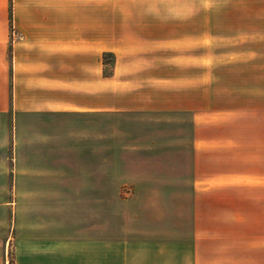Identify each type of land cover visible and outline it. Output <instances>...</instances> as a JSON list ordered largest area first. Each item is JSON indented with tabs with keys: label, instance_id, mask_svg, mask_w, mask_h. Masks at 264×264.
<instances>
[{
	"label": "crops",
	"instance_id": "0c3cea01",
	"mask_svg": "<svg viewBox=\"0 0 264 264\" xmlns=\"http://www.w3.org/2000/svg\"><path fill=\"white\" fill-rule=\"evenodd\" d=\"M75 2L0 0V264L10 252L12 264H264V189H209L229 180L195 176L182 186L191 200L177 212L146 222L138 209L126 218L114 215L112 179L91 173L90 153L75 156L79 144L50 141L49 123L106 114L125 98L98 93L96 18L75 12ZM250 31L261 41L242 46L238 60L264 70V29ZM107 56L114 59L104 51L101 64ZM249 94L264 98V83ZM257 102L247 109L264 112ZM37 128L45 141L17 140ZM219 197L233 200H204Z\"/></svg>",
	"mask_w": 264,
	"mask_h": 264
},
{
	"label": "rangeland",
	"instance_id": "374dc122",
	"mask_svg": "<svg viewBox=\"0 0 264 264\" xmlns=\"http://www.w3.org/2000/svg\"><path fill=\"white\" fill-rule=\"evenodd\" d=\"M75 1V12L96 18L98 93L125 98L106 114L45 127L56 132L50 141L79 144L70 151L75 156L90 153L91 173L111 177L114 215L136 218L139 209L146 222L159 221L191 200L180 193L195 176L222 173L229 180L209 189H264V112L247 109L264 105L249 94L263 88L264 70L239 61L242 46L261 41L249 32L264 29L252 16L264 15V0ZM104 51L114 55L106 65ZM46 139L39 128L17 138ZM234 178L240 184L231 185ZM249 178L257 181H243ZM204 200L209 206L233 199Z\"/></svg>",
	"mask_w": 264,
	"mask_h": 264
},
{
	"label": "trees",
	"instance_id": "16d2710c",
	"mask_svg": "<svg viewBox=\"0 0 264 264\" xmlns=\"http://www.w3.org/2000/svg\"><path fill=\"white\" fill-rule=\"evenodd\" d=\"M105 54L103 55V58H104Z\"/></svg>",
	"mask_w": 264,
	"mask_h": 264
}]
</instances>
